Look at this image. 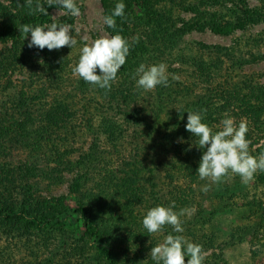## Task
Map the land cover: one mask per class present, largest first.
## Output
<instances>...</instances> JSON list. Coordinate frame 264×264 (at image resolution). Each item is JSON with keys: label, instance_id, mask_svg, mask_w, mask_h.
I'll use <instances>...</instances> for the list:
<instances>
[{"label": "rangeland", "instance_id": "374dc122", "mask_svg": "<svg viewBox=\"0 0 264 264\" xmlns=\"http://www.w3.org/2000/svg\"><path fill=\"white\" fill-rule=\"evenodd\" d=\"M192 1L168 0L159 7L166 9V12L170 11L169 15L176 22L175 28H179L182 23L194 22V13L187 12L183 8V5H188ZM24 2L25 0H19V4L24 5L19 6L18 0H0V54L6 53L7 49L12 50L17 45V39H19L18 45L24 44L18 59L12 61L13 64L9 62L10 66L7 64L8 68L0 71V121L6 125L13 121L14 125L13 131L6 136V139L3 140L0 136V166L9 169L12 176H16L15 173H12L13 171L17 173L18 170L21 171L27 167L35 169L33 171L40 170L38 176L31 177L28 183L25 180H16L17 184H24L28 188L32 186L31 190L36 191L35 197L59 198L65 196L66 203L75 207L77 195L71 191V187L76 181L77 170L75 172L63 170V181L48 187L47 175L57 167L56 162L60 158L66 163L77 165L81 156L90 153L94 144L97 143L99 152L105 155L100 162L110 163L115 170L119 171L124 159H130L133 156L131 153L133 146L141 145V148L145 146L146 153L151 155L150 158H147V167L159 165L157 171L155 167L153 168L155 173L151 174L156 180L158 188L157 195L153 198L151 190L153 188L150 187V182L144 180L148 186L146 191L143 192L140 200L132 203L135 204L134 211L138 217H141L140 220L153 206L167 207L172 201H175L174 211L194 209L190 214L180 217L184 231L179 234L189 242L202 246L206 254L203 264H264V224L259 228L253 227L248 234L243 235L245 227L253 225L260 216L264 215V183H260L254 176L252 181L244 184L239 175L229 173V176L222 179L221 182L231 185L236 181L242 188L239 194L234 197L231 194L225 195L223 204L218 198H215L216 191L213 190L218 183L200 179L197 183L191 184L186 172L177 171L187 154H177L170 149V146L166 147L164 143L161 144V133L166 130L160 123L167 119V115L163 114L165 111L160 113L157 110L153 99L145 103L141 98V103H138V106H130L133 111L138 110V114H141L140 120L143 119L142 121L149 124V127H139L138 129L136 126H126L125 139L121 141V144L117 143L114 146L106 139L101 127L102 117L108 109L106 102L100 96L97 90L98 86L85 82L82 78L74 75L72 70L78 63L80 49L86 40L90 42L103 35H112L103 23L105 11L101 0H75L80 9V15L75 17L60 6L48 11L47 0H33V7L39 2L47 9L48 15L39 12L33 13ZM221 5L212 7L211 11L217 12L221 20L227 23L240 18H244V22L254 19L247 21L243 28H237L227 35L215 33L206 28L202 31L194 30L183 36L178 47L171 52L172 62L165 63L167 75L182 83L181 94L176 96V100L170 108L172 110L185 107L191 98L203 95L208 88L216 89L220 85L229 86L230 84L242 85L245 82L264 87V0H234L233 2L226 1ZM137 11L138 14L141 13L138 8ZM246 12L248 14L245 15ZM36 18L38 22L34 24L33 21ZM53 22L72 26V35L77 39L76 46L73 48L65 46L59 50H51V52L46 51V48L43 50L35 46L29 48L27 45L31 37L29 35L24 39L19 30L20 26L22 24L42 26ZM141 31L139 27L132 28L131 36L135 38L139 34L143 36L144 32ZM202 45L221 46L235 50V60L230 61L226 59V56H222V59L218 61L215 57L204 53L205 50L200 47ZM177 53L187 57L203 56L210 63L218 61L219 63L216 62L217 68L212 70V79L206 80L197 76L190 78L192 70L186 64L175 59L178 56ZM49 54L51 55L49 56ZM165 59L168 61L169 55ZM173 70H178L180 74L171 72ZM186 71L191 73L187 75ZM97 74H100L99 69H97ZM136 89L138 88L136 87ZM41 90L44 91L39 95L41 100L34 103L35 108L31 107L29 110L31 118L27 122L29 123L27 128L31 134L30 136L21 135L16 130L18 122L24 121V115L17 114L13 101L21 91L37 95ZM139 90L142 94L141 97L148 98L147 93L150 91ZM55 100L62 106L69 107L71 117L68 118L65 127L45 131L44 128L47 126L45 117L52 115L56 105ZM166 111L169 114L171 112L170 110ZM12 114L14 119L10 117ZM220 128L221 125H218V128L215 125L213 131H218ZM32 129L39 131V137H37V133L36 135L32 133ZM151 131L153 132L151 133ZM149 133L153 134L156 140L145 143ZM188 134L190 137L193 136L190 132ZM138 139L140 140L138 141ZM177 139L186 143L189 140L187 136H177ZM262 143L263 141L256 147ZM205 150L200 149V153L203 154ZM148 173L146 176H150ZM11 183V177L5 176L2 172L0 189ZM205 185L208 186L207 192L202 191ZM14 187L11 193H14L15 199L18 201L16 203L19 205L23 202V196L19 194L20 188ZM2 194L8 195L5 192ZM156 199L160 200L161 204H155L154 200ZM259 201L263 202V207L257 209L256 202ZM122 202V206L130 203L128 199L124 198H122ZM254 204L256 206H253ZM118 208L120 207L118 206ZM165 227L161 232L150 234L151 243L154 246L162 243L165 239V230L169 226ZM129 228L126 226V229ZM44 237L52 239L53 234L50 231H45L39 238L21 231L11 233L0 241V264H37L39 261H45L50 255L49 251L42 247L41 239ZM56 239L55 237L48 242L49 248H54L57 245L55 244ZM124 247L118 246L117 250ZM54 253L58 255L55 262L60 264L59 261L66 253L64 250H57ZM69 253L67 252L68 258H65L63 264L82 263V251L75 256ZM85 253L94 255L96 251L86 248Z\"/></svg>", "mask_w": 264, "mask_h": 264}, {"label": "trees", "instance_id": "16d2710c", "mask_svg": "<svg viewBox=\"0 0 264 264\" xmlns=\"http://www.w3.org/2000/svg\"><path fill=\"white\" fill-rule=\"evenodd\" d=\"M226 1L233 2L234 0H193L188 5H183L185 11L194 13V22H185L182 23L181 27L175 28L176 22L169 15L170 11L166 12V9L159 7L168 0H101L105 15H110L117 3L125 4L124 16L115 18L116 29H108L112 35L117 33L122 35L131 45L126 63L118 71L117 78L112 82L111 88H97L108 107L107 113L101 121L103 134L114 146L117 143L121 144V141L125 139L126 126H136L138 129L139 127H149V124L142 121L143 119L140 120L141 114H138V110L133 111L130 106H138V103H141V98L144 99L145 103L153 99L157 110L160 113L165 111L163 114L167 115V119L160 123L162 128L166 130V132L161 133V144L164 143L166 147L170 146V149L177 154H187L177 171L186 172L191 184L200 181L197 170L203 154L200 153L197 138L190 137L186 130L187 112L201 113L202 122L211 128H215V125L218 128V125H221L220 122L226 118L225 113L234 119L237 126L241 121L246 122L248 126L246 139L250 142L249 152L258 157L261 152H264V87H258L251 82H245L242 85H220L216 89L208 88L203 95L191 98L185 107L172 110L170 108H172L176 96L181 94V81H176L168 76L167 87L158 85L154 90L148 92V98H145L141 97V91L136 89L138 77H134L141 64L150 66L172 62L170 59L173 57L171 52L178 47L183 36L189 32L209 28L215 33L227 35L237 28H243L247 21L254 19L244 22L245 19L240 18L228 23L221 20L218 13H213L211 8L222 6L221 4ZM58 7V5L48 6V11ZM137 8L141 10L140 14H138ZM232 12L234 13V10ZM37 22L36 18L33 23ZM135 27L141 28V32H144L143 36L139 34L138 41L134 36H131L132 28ZM18 42L19 39H17V45L12 50L7 49L6 53L0 54V71L6 70L10 63L20 56L24 44L18 45ZM200 47L205 50L204 53L215 57L218 61L222 59V56H226V59L230 61L235 60V50L221 46L202 45ZM46 51L51 52L47 48ZM167 55H169L168 61L165 59ZM177 55L175 59L184 65L186 64L192 70V73L186 71L187 75L191 73L190 78L197 76L201 79L208 80L209 78L211 80L212 70L218 66L216 65L218 61L210 63L203 56H180L181 53H177ZM171 72L180 74L178 70ZM43 93L44 91L41 90L37 95H31L21 91L16 95V99L13 101L15 110L17 114L24 115V121L18 122L16 130L21 135L30 136L31 133L27 128L29 125L27 122L31 118L29 110L31 107L35 108L34 103L41 100L39 95ZM55 103L52 115L45 117L47 123L44 128L45 131L65 127L68 118L71 117L68 106H62L57 100ZM166 110H170V114ZM10 117L14 119L13 114ZM8 123L6 125L0 121V136L3 140L13 131V121ZM36 130L32 129L31 131L35 135L37 133V137H39V131ZM151 133L148 134L145 143L156 140ZM177 136H187L189 140L187 143L180 142ZM261 141L263 143L256 147ZM140 146L132 147L133 156L131 155L130 159L127 158L128 160L124 159L119 171L115 170L110 163L100 162L105 155L99 152L97 143L94 144L90 153L81 156L77 165L70 162L66 163L60 158L56 162L57 167L47 175L48 187L63 181V170L69 172L77 170L76 181L71 187V191L77 195L75 207L66 203L65 196L59 198L35 197L36 191L31 190L32 186L28 188L24 184H17L16 180H25L28 183L31 177L38 176L40 170L33 171L35 169L27 167L24 170H18L17 173L13 171L12 173H15L16 176H12L9 169L0 166V175L3 172L12 180L9 186L5 185L3 189H0V241L16 231L28 233L31 236L35 235L39 238L45 231L52 232V239L57 238L55 243L57 245L54 248H49L48 242L52 239H45V237L41 239L42 247L49 251L50 256L37 264H57L55 259L58 255L54 253L57 250H64L66 254L70 252L69 254L74 256L82 251V263L80 264H156L150 256L151 248L154 246L151 243L152 238H150L147 230L142 228V219L140 220L141 217L135 214L133 207L135 204L132 203L141 199L143 192L148 187L146 182H150V187L155 191L157 190L158 184L151 174L155 173L153 168L156 167L157 171L159 165L148 168L146 165L147 158H150L151 155L146 153L145 146L142 148ZM174 169L176 170V166ZM147 172L150 176H146ZM254 176L260 183H264V172L258 171ZM14 186L20 188L19 194L23 196V202L19 204L20 206L16 203L18 201L15 199L14 193H11L12 188H15ZM241 188L236 181L231 185L220 181L213 190L216 191L215 198H218L223 204L225 195L231 194L234 197L239 194ZM153 189L151 190L154 198L157 191L155 192ZM3 192L8 193V195L2 194ZM122 198L130 201L129 206H122ZM154 202L157 205L161 204L158 199ZM256 203L257 209L263 207V202ZM263 224L264 215L260 216L253 225L245 227L243 235L248 234L253 227L259 228ZM126 226L130 228L126 229ZM134 229L135 231H133ZM168 234L177 235L179 233H174L169 226L165 230V236ZM118 246L125 247L118 251ZM86 248L94 249L96 253L94 255L86 254ZM66 254L59 261L60 264H63L65 258H68Z\"/></svg>", "mask_w": 264, "mask_h": 264}, {"label": "clouds", "instance_id": "9594fccd", "mask_svg": "<svg viewBox=\"0 0 264 264\" xmlns=\"http://www.w3.org/2000/svg\"><path fill=\"white\" fill-rule=\"evenodd\" d=\"M33 13L39 12L48 15L47 9L37 2L33 7V0L24 2ZM48 6L58 5L66 9L72 16L80 15V9L75 0H47ZM19 6H24L19 4ZM124 3H117L110 15L103 17V23L108 28L116 29V17H123ZM21 35L26 39L31 37L28 47H37L41 50H59L65 46L73 48L77 39L72 35L70 24H44L32 26L22 24L19 28ZM138 41L139 37L135 38ZM131 45L119 33L103 35L90 42L85 41L80 49L78 63L73 67V74L85 82L98 86L101 89H110L112 82L117 78V73L126 63ZM70 55V54H69ZM97 69L99 73L97 74ZM138 77V78H137ZM136 87L145 91L154 90L158 85L168 86L167 66L164 63L146 66L141 64L136 70ZM225 119L218 131H213L208 124L202 122L203 117L199 112L188 111L186 130L197 138V145L203 152L197 173L201 180L220 182L229 173L239 175L244 184L254 179V175L264 172V152L253 156L249 152V141L246 139L248 132L247 123L241 121L237 126L234 119L225 113ZM182 118V117H181ZM202 191L207 192L205 185ZM175 201L165 206L150 208L142 219V225L149 234L161 232L163 228L171 226L174 233H183L181 216L190 214L189 209L174 211ZM205 253L202 246L186 240L183 235L168 234L162 243L151 248L150 256L156 264H203ZM186 257H188L186 259Z\"/></svg>", "mask_w": 264, "mask_h": 264}]
</instances>
